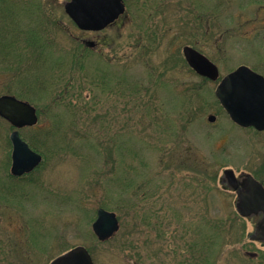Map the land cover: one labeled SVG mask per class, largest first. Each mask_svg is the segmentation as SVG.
Masks as SVG:
<instances>
[{
    "label": "rangeland",
    "instance_id": "rangeland-1",
    "mask_svg": "<svg viewBox=\"0 0 264 264\" xmlns=\"http://www.w3.org/2000/svg\"><path fill=\"white\" fill-rule=\"evenodd\" d=\"M64 1L43 0L42 3V0H31L29 4L34 5L30 6L32 12L25 13L22 25L36 30L40 21H44V15H53L56 26L52 27L50 23L43 25H46L52 39L58 44L57 48L74 46L75 43L84 41L96 43L91 47L88 45L90 53L85 64L88 72L103 65L111 74L118 75L120 80L125 78L128 81L145 82L152 72L154 82L160 83L147 93L151 102L158 108H169V105L176 108L169 113V118L172 119L169 126L167 120L162 121L163 110L158 109L161 122L154 130L158 132V136L163 137L162 144L159 142L158 147L166 149L161 154V166H157L158 153L151 148L142 146V155L150 165L147 175L152 176L158 172L157 176L163 182L160 192L163 204H171L172 209L182 210L185 225L189 227V217L197 221L203 216L210 218L213 213L228 217L227 235L220 238L211 249L212 258L202 262L205 260L203 256L198 264H264V244L248 236L253 229V222L237 213L235 193L224 184L223 179V172L232 170L235 176L251 174L264 186V132L235 125L215 97L219 79L202 81L200 76L191 72L181 51L187 42H196L197 47L203 51L200 52L218 67L219 78L242 65L264 77V38L259 40V37H264V0H128L126 13L116 23L96 32L78 29L65 14ZM200 5L205 9H213V6L218 5L217 10L221 15L206 24V31L199 29L196 33L195 28L185 24L180 16L192 13V9ZM224 13L232 14V22L225 20ZM201 24L203 25H198ZM106 59L118 60V64L121 62L119 68L126 66V69L114 71L105 64ZM44 68L37 64L33 71ZM4 82L5 76L0 75V90ZM194 86L198 89L202 87V90L196 95L192 90L185 92ZM82 94L86 95L87 91ZM99 94L100 100L96 102V110L91 114H108L106 118L112 114L123 125L130 118L133 121L130 105H124V98H117L114 93ZM30 97L35 107L37 104L43 108V114L39 116L37 123L39 128L49 127L54 113L63 114L64 121H69L67 116L64 117L65 113H62L63 108L50 106L47 109V101L39 95L31 93ZM101 104L105 107L99 113ZM188 111L189 121L181 123L182 116ZM210 114L215 116L211 122L207 120ZM121 124L112 129L120 134V142L124 139L127 141L129 137L136 140V136L142 138L145 134L140 127L133 131L123 129ZM92 126L93 124H87L80 132L87 133ZM10 131L11 127L7 130L3 123L0 124V191L6 180L10 189L16 193L14 197H7L8 201L0 198V264H49L54 258L76 246L90 249L91 256L95 259L94 264L138 262L132 256H126V251L116 250L111 238L99 243L91 230L96 209L103 199L102 191L93 178L100 167L93 149L76 143L72 146L78 154L67 148L55 152L48 148L45 159L42 157L43 163L37 166L31 176L35 177V183H28L26 180L9 181L5 178V172H9L10 168L11 146H6L5 139ZM25 133L34 136V131L25 130ZM178 134L177 142L172 143L170 140ZM113 153L116 163L119 162L117 150ZM122 160L116 167L118 173L130 170V163L133 162L128 154ZM200 165H210L208 170L216 171V181L211 184L213 189L203 190L204 200L190 199V169L199 170ZM169 173L174 174L172 182ZM110 203L121 219L119 231L115 235L127 232L134 219H137L131 213L127 214L122 200L115 195L110 198ZM169 217L173 222L171 214ZM144 227L147 229L145 225ZM138 229L141 230L138 231L141 232L140 237L134 238L135 233L131 235L134 242L143 236V227ZM67 247L69 249L65 250ZM247 252L256 255L251 257ZM164 264L174 263L166 258Z\"/></svg>",
    "mask_w": 264,
    "mask_h": 264
},
{
    "label": "trees",
    "instance_id": "trees-1",
    "mask_svg": "<svg viewBox=\"0 0 264 264\" xmlns=\"http://www.w3.org/2000/svg\"><path fill=\"white\" fill-rule=\"evenodd\" d=\"M30 1L0 0V75L5 76L0 94L16 95L17 98L26 99L31 104H34V101L30 94L39 95L41 99L47 101V109H50V106H55L57 109L63 108L62 113H65L64 117L67 116L69 121L67 123L64 121L63 114L54 113L49 127L39 128L38 125H35L23 128L19 130L21 137L44 159L48 148L52 149L53 152L67 148L78 154L75 147L72 146L76 143L81 147L88 146L93 149L92 152L96 154L98 164H100L99 170L93 175L103 196L99 207L114 211L115 208L110 203V198L115 195L119 200H122L127 214L131 213L132 217L137 219H134L130 230L115 235L111 238L113 240L110 239L116 250L119 252L126 251V256L135 258L138 261L135 264H146L148 262H150L148 264H164L166 258L172 260L174 264H198L203 256H205V260L202 262L207 261L209 257L212 258L211 249L220 238L225 237L228 233V217L214 215V213L210 218L203 216L198 221L189 217L188 227L184 224L185 219L181 215L182 210L172 209L171 204H163L164 202L160 198L163 182L157 176L158 172L153 173L152 176L147 175L150 165L142 155L144 152L142 146L151 148L155 153H158L157 166H161V154L165 153L166 149L162 146L158 147L157 144L159 142L162 144L161 139L163 137L158 136V132L154 128L161 122L158 118L160 110H163V114H161L162 121L167 120V126H169L172 120L169 118V113L176 109L170 105L169 108L155 107L150 97H148L147 93H150L151 88L160 82H154L152 72H150V78L147 82L142 80L128 81L125 78L120 80L117 74V76L111 74L110 71H107L108 68H104L103 65L102 67H94L88 72L85 64L90 53L89 46L83 42L75 43L74 46L57 48L58 44L52 39L46 25H43L50 23L52 27L56 26L54 25L56 20L53 15H44V21H40V26H37L38 29L36 30L22 25L25 13H31L30 6H34L33 3L29 4ZM123 1L128 6V0ZM147 1L145 0V2ZM136 2H139V0H136ZM213 9H205L201 5L196 6L195 9H192V13H186L180 18L185 24L195 28L196 33L199 29L206 31V24L221 15L217 10L218 5L213 6ZM231 17L232 14H226L225 20L232 22ZM200 23H203V25H198ZM260 38L264 37H259V40H261ZM187 43L202 51L197 47L196 42ZM117 61L106 59L105 64L109 65L110 69H114V71L125 70L126 66H120L119 68L121 62L118 64ZM37 64L45 68L41 71H33ZM191 72L193 71L191 70ZM201 80L206 81L207 79L201 77ZM201 88L198 89L194 86V88H188L185 92L192 90L196 95ZM85 90L87 94L83 95L82 92ZM99 92L101 94L114 93L117 98H124V105H130L133 121L130 118L123 125L118 123L115 120L116 117H113L112 114L109 118H106L108 114H91L90 112L96 110V102L100 100ZM86 98L88 100H85ZM85 101L87 102L85 103ZM88 102L89 104H87ZM104 107L102 104L100 105L99 113L102 112ZM36 110L38 116H42V106L36 104ZM189 113L190 111L182 116L181 123L186 124L189 121ZM2 123L9 130L10 127L7 122L0 118V124ZM87 124H93V126L90 127L87 133L80 132ZM117 124H121L123 129H132L133 131H137L140 127V130H144L145 134L142 138L136 136L137 141L129 137L127 141L124 139L120 142L118 140L120 134L117 131H112L113 127H117ZM25 130L34 131V136H28ZM179 135L170 141L172 143L177 142ZM128 141L132 143L130 144ZM5 142L9 148L8 135H6ZM169 142L167 143L169 144ZM126 144L128 151L125 152ZM116 150V155L118 154L119 158L117 163L113 153ZM125 154L131 155L133 162L130 163V170L127 169V172L118 173L116 167L120 162H123L122 158ZM7 165L8 162L4 165L5 170ZM38 167L21 177H13L6 170L5 178L9 181L26 180L28 183H35V177L31 176ZM208 169H210V165H200L199 170L190 169L192 172L190 177L191 194L188 198L203 199L205 196L204 191L213 189L211 184L216 181V171ZM172 176L174 174L169 173L171 182L174 179ZM4 181L0 198L8 201L7 197H14L16 193L10 189L6 180ZM170 184L172 185V183ZM3 188L7 191H4ZM165 190L169 191L167 188ZM11 191L13 193L7 194ZM203 204L205 205L206 201ZM170 214L173 222L169 219ZM138 227H143L142 240L137 241L141 244L134 242V238L140 237L141 234V232H138L141 231ZM133 233H135L134 238L131 236ZM68 249L67 247L65 250ZM88 252L91 256L90 249H88ZM91 258L95 263V259L92 256Z\"/></svg>",
    "mask_w": 264,
    "mask_h": 264
},
{
    "label": "water",
    "instance_id": "water-1",
    "mask_svg": "<svg viewBox=\"0 0 264 264\" xmlns=\"http://www.w3.org/2000/svg\"><path fill=\"white\" fill-rule=\"evenodd\" d=\"M63 10L78 29L97 31L104 29L122 15L125 5L122 0H65ZM181 51L185 62L197 75L210 81L218 80L217 66L205 55L189 45H184ZM241 90H244L242 98L236 100V95ZM214 94L229 118L237 125L246 126L254 121L250 117L249 109H256L257 104L264 102V77L245 65L239 66L220 79ZM0 117L12 127L8 135L11 144L10 174L19 177L31 172L42 162V156L21 138L19 129L37 123L36 108L14 95L1 94ZM214 119L212 114L207 116L209 122ZM223 178L229 185H235L236 179L232 170H225ZM244 180L247 183V191H237V211L241 215L264 211L263 186L250 174H245ZM119 227L115 212L102 207L96 209L91 230L98 241L108 240L118 232ZM49 264L93 262L84 246H76L57 256Z\"/></svg>",
    "mask_w": 264,
    "mask_h": 264
},
{
    "label": "flooded vegetation",
    "instance_id": "flooded-vegetation-1",
    "mask_svg": "<svg viewBox=\"0 0 264 264\" xmlns=\"http://www.w3.org/2000/svg\"><path fill=\"white\" fill-rule=\"evenodd\" d=\"M118 20L119 19H117L114 23H116ZM87 44L89 43L87 42ZM95 44H96L95 42H91L92 46H94ZM243 93H244V90L238 91L236 95V100L241 99ZM258 99H260V97ZM257 102L259 103V101ZM249 113H250V117L253 118L254 121L251 122V124L243 126L242 128L252 129L257 132H264V102H262L261 104H257L256 109H249ZM244 177H245V174H240L239 176H236V181H235L234 186L233 185L231 186L228 183L224 182V184L230 187L231 190L235 193V197H236L235 202H237V191L238 190L247 191V183L245 182ZM236 211H237V208H236ZM237 213L240 216H243L246 219H250L253 222V229L251 233L248 234V236L251 239L258 241L259 243L264 244V211H258L256 213H249L248 215H241L238 211ZM247 255L254 257L256 254L247 252Z\"/></svg>",
    "mask_w": 264,
    "mask_h": 264
}]
</instances>
